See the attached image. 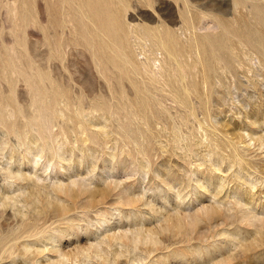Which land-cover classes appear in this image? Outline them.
I'll use <instances>...</instances> for the list:
<instances>
[{
	"label": "rangeland",
	"instance_id": "rangeland-1",
	"mask_svg": "<svg viewBox=\"0 0 264 264\" xmlns=\"http://www.w3.org/2000/svg\"><path fill=\"white\" fill-rule=\"evenodd\" d=\"M40 1L0 0V264H264V0H113L126 57L64 10L54 59Z\"/></svg>",
	"mask_w": 264,
	"mask_h": 264
},
{
	"label": "bare ground",
	"instance_id": "bare-ground-1",
	"mask_svg": "<svg viewBox=\"0 0 264 264\" xmlns=\"http://www.w3.org/2000/svg\"><path fill=\"white\" fill-rule=\"evenodd\" d=\"M115 1V0H114ZM113 0H41L40 1V4L38 5L39 6V20L37 19V21L40 23V25L42 26V38H41V42H42V45H47V47H45V48H47V51L49 50V49H51V47L48 49V46H52V47H55V46H57V43H58V38H59V36H58V38L56 37V34H58V33H60L61 31H59L58 33H57V30L55 29L56 27H58L57 25L58 24H56V22H57V20H56V16L57 15H59L60 17H61V15L64 13V10L67 12V20H66V22H64V24L66 23V24H69V32H71V33H73L74 35L77 33V35L78 34H86L85 36H87L88 35V37H86V39H85V41L87 42V44H90V35H91V38H92V36H93V33H92V31H91V33L92 34H89V29H88V25L90 24H92L95 28L94 29H97L98 31H96V32H99L98 34H101L100 36H101V38H102V36H106V37H111V39H110V41L111 40H114V37H118V38H120L119 40L120 41H122L120 44H121V46H120V44H119V42L117 41L118 39H116V41L118 42H114V46H113V48L115 47V43H117L116 44V46L119 44V48H120V50H119V48L117 49V50H119L120 51V54H122L121 56H123V57H126L127 56V51H126V48H127V43L131 40V37H129V31H128V29L125 27V25L121 22V20H120V17H121V13H120V10H119V6H117V3H115V2H117V1H115L114 2ZM147 1H149V0H147ZM152 1V0H151ZM191 1V0H190ZM38 2V1H37ZM123 2V1H122ZM125 2V1H124ZM123 2V3H124ZM192 3H193V1H191ZM185 3V2H184ZM75 4V6L73 7V9H72V6ZM119 4V3H118ZM148 4H149V2H148ZM200 4V3H199ZM199 4H197V3H195V9H196V7H199L200 8V6H199ZM50 5H52V6H50ZM186 5V4H185ZM48 6H50L49 8H53L54 7V9H51L52 10V14H53V19L51 18V22H49V21H47V15L49 14V12L47 13V7ZM60 6V7H59ZM187 6H188V4H187ZM191 6V5H190ZM121 7V6H120ZM189 7V6H188ZM193 7H194V5H193ZM201 7H203L202 5H201ZM75 8H77V10H79L78 12H79V17H76V14L75 13H78V12H75V11H77ZM63 9V10H62ZM74 9H75V11H74ZM194 9V10H195ZM72 10H73V12H72ZM124 10H126V7H125V9ZM263 10V9H262ZM197 11V10H196ZM199 11H201L200 9H199ZM261 11V10H260ZM65 12V13H66ZM75 12V13H74ZM125 12V11H124ZM188 12V11H187ZM254 12V11H253ZM38 13V12H37ZM51 13V12H50ZM64 13V14H65ZM205 13V12H204ZM63 14V15H64ZM259 14V13H258ZM78 15V14H77ZM124 15H125V13H124ZM198 15V14H197ZM50 16V15H49ZM59 17V18H60ZM124 17V16H123ZM122 17V18H123ZM185 17V16H184ZM258 17V16H257ZM186 18V17H185ZM184 18V20H186ZM62 19H65V18H62ZM188 20L187 21H189V18H187ZM204 19V18H203ZM206 19V18H205ZM261 19V18H260ZM48 20H49V18H48ZM85 20H88V22H90V23H87ZM211 20H213L212 18H211ZM59 21V20H58ZM64 21V20H63ZM77 21H78V23L81 25V28H80V26H79V28H77L78 26H77ZM122 21H123V19H122ZM200 19H199V21H198V25H197V27H200ZM48 22H49V24H51V26L54 28V30H53V32L51 31V33H49V27H48ZM61 22H62V20H61ZM60 22V23H61ZM209 22V21H208ZM214 22V21H213ZM185 24H186V22H184ZM224 23V22H223ZM240 23V22H239ZM242 23V22H241ZM260 23V22H259ZM62 24V23H61ZM60 24V25H61ZM208 24V23H207ZM211 24V23H210ZM218 24H220V23H218ZM243 24V23H242ZM55 25H56V27H55ZM63 25V24H62ZM205 25V24H204ZM229 25V24H228ZM40 26V27H41ZM50 26V27H51ZM64 26V25H63ZM63 26H62V28H63ZM68 26V25H67ZM237 26H238V24H237ZM236 26V27H237ZM241 26V25H240ZM239 26V27H240ZM40 27H39V29H40ZM92 27V26H91ZM91 27H89V28H91ZM140 27V26H139ZM145 27V26H144ZM214 27V26H213ZM216 27V26H215ZM214 27V28H215ZM230 27H231V25H230ZM234 27V26H233ZM263 27V26H262ZM61 28V27H60ZM66 28V27H65ZM152 28V27H151ZM155 28V27H154ZM167 28V27H166ZM204 28H212V26H209V25H206ZM242 28V27H241ZM59 29V28H58ZM64 29V28H63ZM63 29H61V30H63ZM135 29V28H134ZM141 29V28H140ZM139 29V30H140ZM149 29V28H148ZM153 29V28H152ZM200 29V28H199ZM213 29V28H212ZM223 29V28H222ZM233 29H235V27L233 28ZM52 30V29H51ZM131 31L133 30V29H130ZM151 30V29H150ZM226 30V29H225ZM237 30L239 31V28L237 27ZM93 31H95V30H93ZM147 31V30H146ZM159 31V30H158ZM243 31V30H242ZM41 32V31H40ZM95 32V33H96ZM142 32V31H141ZM144 32V31H143ZM173 32V31H172ZM232 32H235V31H232ZM240 32H241V30H240ZM259 32V31H258ZM62 33V32H61ZM70 33V34H71ZM146 33V32H145ZM145 33H143L140 37L138 36L137 38H138V40H141L139 43H137L136 42V40L134 39V42H135V44H140V46L142 45V46H144V43L146 42V41H151V45H149V47H150V51L151 52H153V51H156V49H158V47L161 45V47H162V45H164L165 43H166V41L168 40V38L171 36L170 34V31H168V30H164L163 32H161V33H159L160 35L159 36H157L158 35V33H157V31H156V33H155V35L153 34V36L152 35H148V34H145ZM148 33V32H147ZM224 33H226L225 31H224ZM231 33V32H230ZM260 33V32H259ZM64 34H65V32H64ZM62 35V36H64V38H65V35ZM69 34V33H68ZM82 34V35H83ZM98 34H95L96 35V37H93V39L94 40H96V38L98 39ZM157 34V35H156ZM174 34V33H173ZM172 34V35H173ZM236 34V36H237V33H234L233 35H235ZM246 34V33H245ZM249 34H251V32L249 33ZM248 34V35H249ZM258 34V33H257ZM261 34V33H260ZM264 34V33H263ZM77 35H75V36H77ZM135 35V34H134ZM134 35H132L133 37H134ZM227 35H228V33H227ZM230 35V34H229ZM232 35V34H231ZM256 35V34H255ZM40 36V35H39ZM73 36V35H72ZM71 36V37H72ZM113 36V37H112ZM131 36V35H130ZM222 36V35H221ZM220 36V37H221ZM241 36H244L243 35V32H242V34H241ZM262 36V34L260 35V37ZM69 37V36H68ZM70 37V39H72ZM78 37H81V36H78ZM132 37V38H133ZM215 37V36H214ZM218 38H219V36H217ZM222 37H224V36H222ZM245 37V36H244ZM256 37V36H255ZM264 37V35L262 36V39H264L263 38ZM66 38H67V36H66ZM85 38V37H84ZM103 38H105V37H103ZM130 38V40L128 41V39ZM135 38V37H134ZM248 38V37H247ZM257 38V37H256ZM60 39H62V38H60ZM81 39V38H80ZM106 39V38H105ZM108 39V38H107ZM107 39H106V41H107ZM172 39V38H171ZM220 39V38H219ZM240 39V38H239ZM238 39V40H239ZM248 39H251V37L249 36V38ZM247 39V40H248ZM260 39V38H259ZM64 40V39H63ZM63 40H61V41H63ZM82 40H83V36H82ZM92 40V39H91ZM100 40V39H99ZM102 40V39H101ZM178 40V39H177ZM208 40V39H207ZM216 40V39H215ZM245 40H246V38H245ZM246 40V41H247ZM258 40V39H257ZM256 40V41H257ZM40 41V40H39ZM60 41V40H59ZM59 42L60 44L62 43V42ZM65 41V40H64ZM73 41H76V40H74L73 39ZM72 41V42H73ZM81 41V40H80ZM79 41V42H80ZM84 41V40H83ZM128 41V42H127ZM220 41V40H219ZM228 41H229V39H228ZM240 41V40H239ZM245 41V42H246ZM263 41V40H262ZM70 42V41H69ZM78 42V41H77ZM86 42H85V44H86ZM109 42V41H108ZM132 42V41H131ZM141 42H142V44H141ZM168 42V41H167ZM223 42V41H222ZM261 42V41H260ZM260 42H259V44H260ZM64 43V42H63ZM98 43H99V41H98ZM98 43H94L93 44V41H92V47L94 48L93 50H94V53H93V58H91V60L93 59L94 60V58H95V56H98V59H96V60H99V59H101V61H102V59L106 56L107 57V55L106 54H111L112 56L114 55H116L117 54V52L115 53V54H113V52H115V49H113V48H111L110 46H109V43H108V45H106V47H109V48H107V50L108 49H113L112 51V53L110 52H107V51H105L104 50V46L102 45V44H98ZM106 43V42H105ZM104 43V44H105ZM200 43V42H199ZM212 43V42H211ZM216 43V42H215ZM224 43V42H223ZM228 43V42H227ZM243 43H244V40H243ZM251 43V42H250ZM70 44V43H69ZM77 44V43H76ZM82 44H84V42L82 43L81 42V46H83ZM86 44V45H87ZM129 44H130V42H129ZM133 42H132V46H133ZM170 44V43H169ZM65 45V44H64ZM72 46H73V44H71ZM70 45V46H71ZM172 47L173 46H175V45H173V44H170ZM219 45V44H218ZM247 45H248V43H247ZM264 44H263V42H262V45L261 46H263ZM44 46H43V48H44ZM61 46V45H60ZM74 46H76V45H74ZM136 46V45H135ZM141 46V47H142ZM198 46H199V44H198ZM210 46H211V44H210ZM233 46V45H232ZM250 46V45H249ZM78 47H80L79 46V44H78ZM84 47V46H83ZM87 47L88 48H86V49H89L90 48V51H91V48L92 47H89L88 45H87ZM106 47H105V49H106ZM137 47H139V45L137 46ZM148 47V48H149ZM200 47V46H199ZM204 48H205V46H203ZM214 47V46H213ZM224 47V46H223ZM227 47V46H226ZM229 47H231V46H229ZM58 48H60L61 49V47H59V44H58ZM63 48V47H62ZM72 48V47H71ZM131 47L129 46V49H130ZM134 48V47H133ZM190 48V47H189ZM215 48H217V47H215ZM237 48V47H236ZM247 48V47H246ZM41 49V48H40ZM59 49V50H60ZM79 49V48H78ZM84 49V48H83ZM86 49H85V51H86ZM138 49V48H137ZM166 49V48H165ZM176 49V48H175ZM261 49V48H260ZM43 50H45V49H43ZM82 50V49H81ZM133 50V49H132ZM148 50V49H147ZM159 50V49H158ZM172 50V49H171ZM179 50V49H178ZM211 50V49H210ZM61 51H62V49H61ZM63 51H64V48H63ZM84 51V52H85ZM118 51V52H119ZM218 51V50H217ZM264 50H262V52H263ZM43 52V51H42ZM46 52V51H45ZM41 53L42 55H44V54H46V53ZM49 52V51H48ZM59 52V51H58ZM66 52H67V50H66ZM80 52V51H79ZM88 52H89V50H88ZM93 51H91L90 53H92ZM107 52V53H106ZM157 52V51H156ZM159 52V51H158ZM175 52H177V50L175 51ZM180 52V51H179ZM214 52H215V50H214ZM260 52V51H259ZM51 52H49V54H50ZM55 53H57V51H56V49H55V51L53 50V52L51 53L52 55H50L51 56V58L50 59H54V58H56L57 56H55V55H53V54H55ZM61 53V52H60ZM63 53V52H62ZM211 53V52H210ZM216 54H217V52H215ZM220 53V52H219ZM58 54V53H57ZM66 54V53H65ZM74 54V53H73ZM85 54V53H84ZM176 54V53H175ZM214 54V53H213ZM261 54V53H260ZM110 55V57L109 58H111L112 56ZM124 55H126V56H124ZM223 55V54H222ZM41 56V55H40ZM45 56V55H44ZM48 56V58L50 57L49 55H47ZM92 56V55H91ZM114 56H113V58H114ZM117 56V55H116ZM131 56V55H130ZM157 56V55H156ZM220 56V55H219ZM261 56H263V55H261ZM43 57V56H42ZM118 57V56H117ZM116 57V58H117ZM120 57V56H119ZM128 57H129V55H128ZM133 57V56H132ZM149 58H152V57H150V55L148 56ZM154 57H155V55H154ZM214 57H216L215 55H214ZM73 58V57H72ZM108 58V57H107ZM116 58H114L115 60H116ZM121 58V57H120ZM156 58V57H155ZM219 58V57H218ZM217 58V59H218ZM221 58V57H220ZM224 58V57H223ZM58 59V58H57ZM77 59V58H76ZM126 59V58H125ZM130 59V58H129ZM134 59V58H133ZM132 59V60H133ZM41 60H43V59H41ZM40 60V61H41ZM46 60V59H45ZM59 60V59H58ZM83 60V59H82ZM81 60V61H82ZM106 60H108V62H110L109 61V59H106ZM106 60H103V62H105ZM111 61H113L114 62V60L111 58L110 59ZM127 60H128V58H127ZM150 60V59H149ZM154 60V59H153ZM223 60V59H222ZM57 61V60H56ZM100 61V62H101ZM131 61V60H130ZM130 61H125V63L127 64V62H128V64H129V62ZM159 61V60H158ZM43 62V61H42ZM45 62V61H44ZM55 62V61H54ZM58 62V61H57ZM56 62V63H57ZM61 62V61H60ZM59 62V63H60ZM70 62V61H69ZM78 62H80V59H79V61ZM88 62V61H87ZM108 62L106 61L104 64H108ZM153 62V61H152ZM82 63H83V61H82ZM115 63V62H114ZM136 63V62H135ZM155 63V62H154ZM158 63V62H157ZM47 61H46V66H47ZM50 65H51V63H49ZM102 64V63H101ZM100 63H99V65H101ZM106 64V65H107ZM111 65H112V63H110ZM109 64V65H110ZM116 64H118V63H116ZM144 66H145V68H147L148 67V64L146 65V64H144V63H142ZM141 64V65H142ZM159 64V63H158ZM207 64V63H206ZM44 65V64H43ZM54 65V63L52 64V66ZM55 65H59L58 63L57 64H55ZM54 65V66H55ZM64 65V64H63ZM66 65V64H65ZM70 65V64H69ZM79 65V64H78ZM81 65V64H80ZM88 65V64H87ZM130 65H132V64H130ZM138 65V64H137ZM135 66L134 64H133V66H132V68H134V66H135V68L137 69V67L140 65H138V66ZM102 66V65H101ZM105 66V65H104ZM40 67H41V65H40ZM43 68V71H44V68L46 69V67L45 66H42ZM48 67H51V66H48ZM47 67V68H48ZM61 67H62V65H61ZM107 67H108V65H107ZM139 67H141V66H139ZM155 67H156V64H155ZM53 68V67H52ZM65 68V67H64ZM103 68V67H102ZM112 68H118V69H120L119 67H113V65H112ZM181 68H183V67H181ZM41 69V68H40ZM51 69V68H50ZM76 69V68H75ZM140 69V68H139ZM49 69H47V71H48ZM53 70V69H52ZM61 70V69H60ZM68 70V69H67ZM108 70V72H110L109 70L110 69H107ZM132 70V69H131ZM42 71V72H43ZM47 71H46V73H47ZM103 71V70H102ZM127 71L128 72H130V69L128 70V68H127ZM133 71V70H132ZM132 71H131V73H132ZM136 71V70H135ZM139 71H141V69L139 70ZM138 71V72H139ZM157 71V70H156ZM39 72H41V71H39ZM107 72V73H108ZM151 72H154L153 70H151ZM52 73V72H51ZM57 73V72H56ZM71 73H72V71H71ZM74 73V72H73ZM103 73H105V71H103ZM133 73H135V72H133ZM141 73V74H140ZM41 73H39V75H40ZM43 74H45V73H43ZM106 74V73H105ZM104 74V75H105ZM110 74V73H109ZM108 74V75H109ZM136 74V73H135ZM139 74L142 76V72H139ZM151 74H153V73H151ZM154 74H156V72H154ZM153 74V75H154ZM46 75H48V74H46ZM52 75H54V74H52ZM62 75V74H61ZM111 75V74H110ZM113 75V74H112ZM126 75V74H125ZM41 76H42V74H41ZM116 76H118V75H116ZM128 76V75H127ZM130 76V75H129ZM44 77V76H43ZM42 77V78H43ZM48 77V76H47ZM52 77V76H51ZM57 78H58V75L56 76ZM63 77V76H62ZM71 77V76H70ZM109 77H111V76H109ZM165 77V76H164ZM46 77H44V79H45ZM53 78V77H52ZM108 78V77H107ZM115 78V77H114ZM70 79V78H69ZM121 79H122V77H121ZM121 79H119V80H121ZM71 80V79H70ZM134 80V79H133ZM40 81H42V79L40 80ZM53 81H54V79H53ZM56 81V80H55ZM63 81V80H62ZM84 81H86V79L84 80ZM109 81V80H108ZM112 80H110V82H111ZM115 80H113V82H114ZM131 81H132V79H131ZM163 81V80H162ZM42 82H44V81H42ZM45 82H46V80H45ZM44 82V83H45ZM47 82H48V80H47ZM50 82V81H49ZM83 82V81H82ZM173 82V81H172ZM41 83V82H40ZM52 83V82H51ZM65 83V82H64ZM86 83V82H85ZM120 83H122V81L120 82ZM120 83H116V85H118V84H120ZM46 84H48V83H46ZM97 84V83H96ZM95 84V85H96ZM167 83H165V85H166ZM56 85V84H55ZM59 85V84H58ZM86 85V84H85ZM93 85V84H92ZM163 85H164V83H163ZM169 85V84H168ZM52 86H53V84H52ZM57 86V85H56ZM119 86V85H118ZM136 86V85H135ZM46 87V86H45ZM58 87V86H57ZM57 87H50V89H52V88H54V90L56 89L57 90ZM84 87V86H83ZM88 86H86V88H87ZM61 88V87H60ZM89 88V87H88ZM47 89V88H46ZM53 90V89H52ZM53 90V91H54ZM118 90V89H117ZM146 90V89H145ZM59 91V90H58ZM64 92V91H63ZM67 92V91H66ZM114 92H115V89H114ZM68 94V93H67ZM57 95V94H56ZM61 95V94H60ZM62 96V95H61ZM57 97H59V96H57ZM63 97V96H62ZM61 97V98H62ZM67 97V96H66ZM61 98H59V99H61ZM64 98V97H63ZM63 98L61 99V100H63ZM64 100H66V99H64ZM100 103V102H99ZM101 105V103L99 104V106ZM102 109V108H101ZM251 217V216H250ZM211 218V217H210ZM248 220H250V218L248 219ZM253 220V219H252ZM251 221V220H250Z\"/></svg>",
	"mask_w": 264,
	"mask_h": 264
},
{
	"label": "water",
	"instance_id": "water-1",
	"mask_svg": "<svg viewBox=\"0 0 264 264\" xmlns=\"http://www.w3.org/2000/svg\"><path fill=\"white\" fill-rule=\"evenodd\" d=\"M19 113H20V114H23L24 112L22 113V110H21ZM26 117L29 118L30 115H28V116H26ZM31 118H32V117H31ZM30 123H33V124H34V122H30ZM37 124H38V122H37ZM12 126H14L13 129L15 128V130H19V128L21 127V126H20V123H18V122H17V123H14ZM38 127H39V124H38Z\"/></svg>",
	"mask_w": 264,
	"mask_h": 264
}]
</instances>
